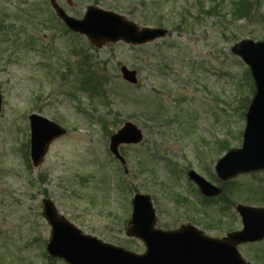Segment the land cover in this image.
<instances>
[{
    "label": "rangeland",
    "instance_id": "1",
    "mask_svg": "<svg viewBox=\"0 0 264 264\" xmlns=\"http://www.w3.org/2000/svg\"><path fill=\"white\" fill-rule=\"evenodd\" d=\"M239 1L56 0L76 18L93 5L167 30L142 44L95 46L67 29L49 0H0V264H68L46 251L43 198L82 232L137 253L144 244L126 235L135 193L150 196L156 227L189 223L218 238L242 227L237 204L264 207V170L227 180L215 171L242 144L255 90L231 46L264 40V0H248L246 15L234 13ZM31 113L66 129L36 167ZM126 121L143 138L119 145L122 164L109 142ZM190 170L220 192L202 194ZM237 249L264 264V239Z\"/></svg>",
    "mask_w": 264,
    "mask_h": 264
},
{
    "label": "water",
    "instance_id": "2",
    "mask_svg": "<svg viewBox=\"0 0 264 264\" xmlns=\"http://www.w3.org/2000/svg\"><path fill=\"white\" fill-rule=\"evenodd\" d=\"M50 3L68 29L84 35L95 46L116 41L142 44L166 33L164 28L140 27L119 13L97 6H88L81 18H75L54 0ZM231 52L247 65L255 90L245 113L241 146L228 150L215 164L220 180L264 170V40L241 39L231 46ZM121 72L124 80L136 83L135 70L122 66ZM1 105L0 93V110ZM28 120L30 158L36 167L43 161L50 144L66 134V129L39 113H31ZM142 138V130L126 121L110 137L109 149L124 164L119 145L137 144ZM188 176L202 194L211 196L220 192L218 186L197 172L190 170ZM131 205L126 235L144 244L145 250L141 253L82 232L58 212L52 200L43 198L42 216L50 226L48 255L68 264H250L238 251V245L264 239V207L237 204L235 210L241 217L242 227L218 238L189 223L173 230L156 227L155 208L146 193H135Z\"/></svg>",
    "mask_w": 264,
    "mask_h": 264
},
{
    "label": "trees",
    "instance_id": "3",
    "mask_svg": "<svg viewBox=\"0 0 264 264\" xmlns=\"http://www.w3.org/2000/svg\"><path fill=\"white\" fill-rule=\"evenodd\" d=\"M244 5L243 7L241 5ZM249 6H250V2H248V0H240L237 4H236V11L234 13L238 14V15H246L247 12H249ZM238 7H240L238 9ZM242 8V9H241ZM238 12V13H237ZM235 15V14H234ZM87 77V76H86ZM84 77V81L86 82L88 80V78Z\"/></svg>",
    "mask_w": 264,
    "mask_h": 264
},
{
    "label": "flooded vegetation",
    "instance_id": "4",
    "mask_svg": "<svg viewBox=\"0 0 264 264\" xmlns=\"http://www.w3.org/2000/svg\"><path fill=\"white\" fill-rule=\"evenodd\" d=\"M50 1V0H49ZM55 2H56V0H54ZM57 3V2H56ZM58 4V3H57ZM62 9H64V11L67 13V14H69L70 16H72L70 13H68V11H66V9L62 6V5H60V4H58ZM90 6V5H89ZM88 7V6H87ZM98 7V6H97ZM101 8V7H100ZM87 9V8H86ZM107 10V9H106ZM74 17V16H73ZM76 18V17H75ZM61 20V19H60ZM62 21V20H61ZM65 25V24H64ZM139 26V25H138ZM143 27V26H142ZM152 27H161V26H152ZM161 28H163V27H161ZM68 29V28H67ZM165 29V28H164ZM70 30V29H69ZM166 30V29H165ZM166 32H167V30H166ZM166 34V33H165ZM164 37V36H163ZM190 178V177H189ZM191 179V178H190Z\"/></svg>",
    "mask_w": 264,
    "mask_h": 264
}]
</instances>
